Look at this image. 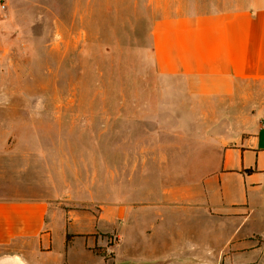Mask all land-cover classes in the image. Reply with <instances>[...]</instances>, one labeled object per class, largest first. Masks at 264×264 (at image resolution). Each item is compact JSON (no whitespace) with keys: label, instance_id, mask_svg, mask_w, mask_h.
<instances>
[{"label":"crops","instance_id":"0c3cea01","mask_svg":"<svg viewBox=\"0 0 264 264\" xmlns=\"http://www.w3.org/2000/svg\"><path fill=\"white\" fill-rule=\"evenodd\" d=\"M149 2L158 12L154 72L173 97L132 109V123L144 128L125 129L119 114L114 131L100 132L115 137L101 151V170L114 178L100 183L115 190L101 197L98 216L63 210L57 196L0 199V264H264V104L229 117L227 132L219 127L222 107L243 105L264 83V0ZM17 31L11 11L0 17V53L18 44ZM160 180L162 194L151 188ZM189 222L221 230L223 244L199 243ZM138 259L147 262H131Z\"/></svg>","mask_w":264,"mask_h":264},{"label":"rangeland","instance_id":"374dc122","mask_svg":"<svg viewBox=\"0 0 264 264\" xmlns=\"http://www.w3.org/2000/svg\"><path fill=\"white\" fill-rule=\"evenodd\" d=\"M149 1L0 0V17L12 12L19 37L17 45L0 53V199L57 196L52 203L63 210L98 216L101 197L115 190L100 184L114 178L115 170L111 176L101 170V151L107 140L114 147L115 137L101 138L100 132L114 131L119 114L128 120L125 129L143 126L132 123V109L174 95L159 89L162 81L154 72L151 28L158 12ZM248 94L232 111L222 107L221 130L227 132V120L237 113H259L264 83ZM195 156L188 154L192 173L198 168ZM145 182L136 181L142 197ZM158 182L150 187L162 194L168 186ZM196 224L188 225L200 229L199 243L223 244L221 230L212 234L213 225Z\"/></svg>","mask_w":264,"mask_h":264},{"label":"water","instance_id":"95a60500","mask_svg":"<svg viewBox=\"0 0 264 264\" xmlns=\"http://www.w3.org/2000/svg\"><path fill=\"white\" fill-rule=\"evenodd\" d=\"M126 264H132V263H126ZM145 264H149V263H145Z\"/></svg>","mask_w":264,"mask_h":264}]
</instances>
